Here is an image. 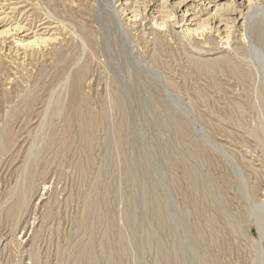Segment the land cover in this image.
<instances>
[{
	"label": "rangeland",
	"instance_id": "1",
	"mask_svg": "<svg viewBox=\"0 0 264 264\" xmlns=\"http://www.w3.org/2000/svg\"><path fill=\"white\" fill-rule=\"evenodd\" d=\"M107 1L2 0L0 264H264L254 51L237 31L244 72L222 65L229 47L197 65L138 0L129 29L156 74L143 70ZM48 12L57 40L19 50L14 23Z\"/></svg>",
	"mask_w": 264,
	"mask_h": 264
},
{
	"label": "bare ground",
	"instance_id": "2",
	"mask_svg": "<svg viewBox=\"0 0 264 264\" xmlns=\"http://www.w3.org/2000/svg\"><path fill=\"white\" fill-rule=\"evenodd\" d=\"M146 1L145 10H153L154 29L158 28L161 31L166 30L167 32L165 27L171 28V34L181 40L183 39V41L185 40V42L191 47L192 51L190 52L189 59L197 65H199L202 61H206V58L204 57L209 51H207L206 47H229V49L231 48V50L234 51V58H226V61L223 64L221 62L220 63L222 65H226L228 70L237 68L239 71L244 72L245 70H242L240 67L242 62L238 64L240 58L237 53L238 48L236 49L234 44V34L239 31L242 39L241 41L244 46L248 47L249 50H253L256 56L254 57V55H252V61H247L244 66H246L245 68L250 71L252 77L256 81L257 97L259 98V95L262 92L264 93V51L257 44H255L253 34V28L256 23L260 22L264 26V5L261 4L264 0H181L177 5L173 3L175 0ZM137 2L138 0H114L113 3L109 0L107 1L108 8L110 9V12H113L115 20L119 25V29L123 34V38H125V42L127 44L126 50L128 51V58L130 59V62L136 64L143 70L154 72L155 69L153 66L148 62L143 61L142 53L139 51L138 46L134 44L129 29V26L131 27V25L138 26V21H142V17H144V14L141 15V13L139 14L136 10ZM4 6L5 5L2 0H0V28L5 26L7 22V15L4 13ZM169 13L173 14H170L171 18H168L169 16H167ZM32 17L33 19L31 25H23L20 21L14 23V25L16 24L14 34L18 36L16 43L18 46L17 48H21V50H29L33 53L35 51L45 49L47 45L57 40L55 36L57 35L58 30L55 25L57 23L54 22L56 18L51 13L48 12L47 17L38 20H36L37 16L33 15ZM160 21L163 23H160ZM156 31L158 32L159 30ZM81 40L85 43L84 38ZM207 60L210 61L213 59ZM227 69H225L226 72L228 71Z\"/></svg>",
	"mask_w": 264,
	"mask_h": 264
}]
</instances>
